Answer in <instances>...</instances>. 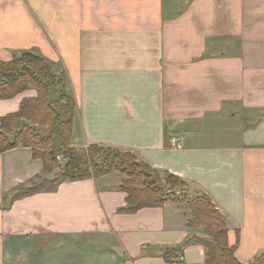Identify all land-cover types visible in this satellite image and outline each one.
<instances>
[{"label": "crops", "instance_id": "crops-1", "mask_svg": "<svg viewBox=\"0 0 264 264\" xmlns=\"http://www.w3.org/2000/svg\"><path fill=\"white\" fill-rule=\"evenodd\" d=\"M25 50L66 74L72 147L131 150L178 175L225 216L240 262L264 252V0H0V60ZM36 95L0 99V117ZM58 171L27 146L0 152V264H204L179 203L117 211L118 170L11 200Z\"/></svg>", "mask_w": 264, "mask_h": 264}, {"label": "trees", "instance_id": "trees-1", "mask_svg": "<svg viewBox=\"0 0 264 264\" xmlns=\"http://www.w3.org/2000/svg\"><path fill=\"white\" fill-rule=\"evenodd\" d=\"M65 83V72L56 73L49 60L36 52L25 50L13 54L8 61L0 60V99L11 98L28 88L37 93L24 98L16 112L0 117V152L27 146L33 158L42 161L43 172H52L59 166L50 179L37 174L29 184L19 185L11 200L41 189L54 190L61 180L99 177L118 170L124 175L118 187L126 193L125 204L118 212L134 213L144 207H160L169 200L177 202L190 213L187 226L200 228L204 234L196 237L205 248L204 264H264V252L247 263L236 258L235 246L228 243L225 216L206 193L189 197L186 183L178 175L151 167L131 150L99 144L85 149L72 147L76 103L67 93ZM52 90L56 91L55 97H51ZM59 157L63 158L62 164ZM177 253H181L180 245L165 247L162 257L170 261Z\"/></svg>", "mask_w": 264, "mask_h": 264}, {"label": "built area", "instance_id": "built-area-1", "mask_svg": "<svg viewBox=\"0 0 264 264\" xmlns=\"http://www.w3.org/2000/svg\"><path fill=\"white\" fill-rule=\"evenodd\" d=\"M169 145H170V147H174V148H179L180 147L179 140L177 139V137L175 135H170L169 136ZM179 258L181 259L182 255H179Z\"/></svg>", "mask_w": 264, "mask_h": 264}, {"label": "rangeland", "instance_id": "rangeland-1", "mask_svg": "<svg viewBox=\"0 0 264 264\" xmlns=\"http://www.w3.org/2000/svg\"><path fill=\"white\" fill-rule=\"evenodd\" d=\"M56 96V92L54 90L51 91V97H55ZM63 163V161L61 162V164ZM179 193V192H178ZM194 197V196H193ZM192 198V197H191Z\"/></svg>", "mask_w": 264, "mask_h": 264}]
</instances>
